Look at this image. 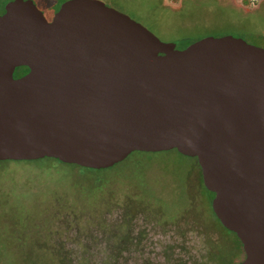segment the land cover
<instances>
[{"label": "water", "instance_id": "95a60500", "mask_svg": "<svg viewBox=\"0 0 264 264\" xmlns=\"http://www.w3.org/2000/svg\"><path fill=\"white\" fill-rule=\"evenodd\" d=\"M169 149L196 158L234 264H264V47L227 34L178 49L104 0L49 20L34 0L5 4L0 160L100 168Z\"/></svg>", "mask_w": 264, "mask_h": 264}, {"label": "flooded vegetation", "instance_id": "af4514ba", "mask_svg": "<svg viewBox=\"0 0 264 264\" xmlns=\"http://www.w3.org/2000/svg\"><path fill=\"white\" fill-rule=\"evenodd\" d=\"M8 1L10 0H0V14L4 12L5 4ZM63 1L65 0H54V3L50 5V17L43 12L48 20L52 18ZM104 1L124 9L127 13H131V16L152 32V27L147 26L146 23L153 19L158 20L160 17L178 18L181 14L193 16L196 12H202V14L214 12L225 13L233 21H240L248 19L250 16L257 17L258 15L257 13H248L242 7L237 8L226 4L224 0H178L177 2L180 3L178 7H176V1L172 3L169 0ZM261 2H264V0H258V6ZM54 5L57 6L53 8ZM242 5L244 7V2ZM260 13L264 16V5ZM262 16L259 17L262 19ZM259 32L258 35L264 38V31L260 30ZM230 35L241 37L240 33ZM180 40L182 39H176L175 37V39L169 38L161 41L174 43L176 48L181 49L184 46L181 47L179 45L178 42ZM190 43L192 42H188V44ZM18 67L21 66H17L15 70ZM163 151L165 150L132 151L125 158L112 165L100 168L79 166L60 161L61 165L73 166L82 174L84 191L93 196V198L86 199L87 207L94 208L101 215L99 223L96 222L95 225L85 223L81 227H72L71 236L63 240L53 237L41 240L40 238L37 239L35 233L30 234L29 231H26V228L22 227L19 222L14 221L15 223H11L7 220L0 222V241L11 244L12 242L9 243L11 240L9 236L12 229V231L17 230L15 234L18 233L19 244H25V242L30 240L34 244H41L43 242L55 246H68L66 250L63 249L64 252L66 251L65 253L63 250H60L59 254L56 252H53L54 254L49 253L51 254L50 256L46 254L45 257L47 259L42 260L41 258L42 261L39 259L40 256L37 255L40 264H72L75 259L72 255L73 250L71 251L70 248L75 247H80L83 250L78 260L88 263V248L96 239L103 241L107 245L109 262H114L118 258L124 257L133 264H138V260L142 264H156V252L154 249L157 244H164V257L167 260L175 261L172 264H185L181 263V254L190 242V239L186 237L187 225L190 219L204 218L207 221L208 228L205 231L206 243H216V234L231 238L232 235L222 227L219 218L213 210L212 199L214 193L205 187L201 169L195 157H192L194 161H191L188 165L186 174L182 179L184 200L181 202L176 199L168 205L163 201L160 195L164 193V190L161 188V180L153 172L148 173V160L146 158L148 157L150 160L151 155ZM9 161L20 160L5 159L0 160V163ZM189 169L192 170L189 171ZM174 185L176 188L179 186L181 189V178H179L178 182L176 181L174 184H171L172 190L175 189ZM112 213L114 215L110 219L107 218V215ZM45 225L49 226L51 224ZM39 229L43 236H45L47 228L43 227ZM50 229L53 236L57 234V229L54 231L52 228ZM213 235L215 241L212 240ZM34 252L36 254V249H34ZM135 253H137V257H135ZM138 257L140 258L138 259ZM24 259L26 258L23 257L22 260H19L18 264H25ZM242 259L233 258L229 264H234ZM186 262L188 264H195L192 260Z\"/></svg>", "mask_w": 264, "mask_h": 264}, {"label": "rangeland", "instance_id": "374dc122", "mask_svg": "<svg viewBox=\"0 0 264 264\" xmlns=\"http://www.w3.org/2000/svg\"><path fill=\"white\" fill-rule=\"evenodd\" d=\"M175 1L176 7H178L180 4L177 2L178 0H169L172 3ZM224 1L234 7H242L248 13H255L254 10L258 7V0ZM35 3L50 17V5L54 3V0H35ZM56 6L54 5L53 8ZM119 9L124 11V9ZM146 25L151 26L154 34L163 41L169 38L175 39V37L182 39L178 42L181 47L207 35L220 36L238 33L249 43L264 47V38L258 35L260 30L264 31V17L261 19L258 15L233 21L225 13L202 14V12H196L193 16L181 14L178 18L160 17L158 20L153 19L147 22ZM146 158L148 173L153 172L161 180V188L164 193L160 195L163 201L167 205L176 199L182 202L185 197L182 179L194 158L182 155L176 149L155 153L150 156V160L148 157ZM179 178H181V189L174 185L175 189L172 190L171 184L178 182ZM90 196L91 194L84 191L82 174L73 166L60 165L53 159L30 163L18 161L0 163V222L7 220L11 223L19 222L30 234L35 233L37 239L53 237L63 240L71 236L72 227H81L85 223L92 225H95L96 222L99 223L101 215L94 208L87 207L86 199L93 198ZM113 215V213L107 215V218L110 219ZM43 227L47 228L45 236L39 229ZM50 228L53 231L57 229V234L53 236ZM207 228L208 223L204 218L189 220L186 237L190 239V242L181 254V263L188 264L186 261L192 260L195 264H229L230 260L236 259L235 254L238 251L232 244V238L216 234V243H206L205 231ZM15 232L17 230H10L11 240L9 243L12 242L11 244L0 241V264H18L23 257L26 258L24 259L25 264H33V262L36 264L41 258L42 260L47 259L46 254L48 256L53 252L59 254L60 250L68 248L64 245L55 246L43 242L34 244L30 240L25 244H19L18 233L15 234ZM215 237L213 235L212 240L215 241ZM34 249H36V254ZM70 249L73 250L72 255L75 259L72 264H83V261L78 260L83 250L80 247ZM164 249V244L156 245L154 249L156 252L155 263H174L175 261H169L164 257ZM87 253H89V262L84 264H133L124 257L109 262L108 247L99 239L89 245ZM37 255L40 256L39 261ZM135 257H137V253H135ZM6 260H8L7 263ZM138 264L142 263L138 260Z\"/></svg>", "mask_w": 264, "mask_h": 264}, {"label": "trees", "instance_id": "16d2710c", "mask_svg": "<svg viewBox=\"0 0 264 264\" xmlns=\"http://www.w3.org/2000/svg\"><path fill=\"white\" fill-rule=\"evenodd\" d=\"M28 71V67L27 66H21V67H18L14 73H13V76L14 77H19V76H22L23 74H25L26 72ZM55 160L57 163H59L60 165L62 164L58 159H55V158H50V157H43V158H40V159H36V160H20L18 162H26V163H30V162H33V161H46V160Z\"/></svg>", "mask_w": 264, "mask_h": 264}]
</instances>
